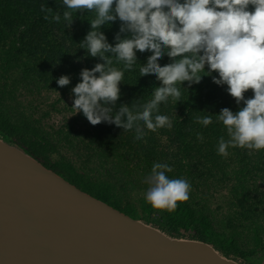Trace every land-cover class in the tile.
I'll return each mask as SVG.
<instances>
[{
  "label": "clouds",
  "instance_id": "obj_1",
  "mask_svg": "<svg viewBox=\"0 0 264 264\" xmlns=\"http://www.w3.org/2000/svg\"><path fill=\"white\" fill-rule=\"evenodd\" d=\"M63 12L41 6L44 19L71 27L73 13H94L91 30L79 43L86 55L99 58L92 69L84 68L81 82L72 88L73 107L82 112L93 126L102 122L115 124L125 131L134 130L135 140L147 132L171 129L173 121L160 114V105L169 99L181 101L180 86L199 84L206 72L227 91L238 105V111L223 108L216 115L226 129V140L219 138L217 154L229 155V148L264 150V0H60ZM120 21L115 45L101 31L105 25ZM137 52H150L139 69L141 77L155 75L160 86L141 105L122 104L120 85L126 71L138 62ZM167 55L171 63L159 61ZM122 64V68L114 66ZM207 69V70H206ZM71 83L68 75L57 84ZM185 88V87H184ZM251 90L252 98L245 94ZM135 109V111H134ZM197 123L213 124L211 115L197 117ZM142 122V123H141ZM197 139L203 142V136ZM173 169L156 162L146 177V201L157 210L174 212L179 203L190 199L191 184L184 178H170Z\"/></svg>",
  "mask_w": 264,
  "mask_h": 264
},
{
  "label": "rangeland",
  "instance_id": "obj_2",
  "mask_svg": "<svg viewBox=\"0 0 264 264\" xmlns=\"http://www.w3.org/2000/svg\"><path fill=\"white\" fill-rule=\"evenodd\" d=\"M25 55L29 61V57L34 54ZM33 70H37L36 67ZM79 82L81 79L76 78L69 85L58 86L57 89L40 85L36 93L27 95V98L22 100V105L29 109L30 127L24 134L10 133L13 128L12 124H8L9 115L0 107V137L13 144L25 146L46 164L60 169L82 188L95 195L121 206L155 226L172 229L173 236L175 234L185 238L203 236L217 246L222 254L228 256L227 252H230L231 255L228 257L239 259L244 264H264V193H259L255 200L258 205V208L254 207L252 210L255 214L247 215L246 212L237 213V208L220 195L200 197L196 187L189 181L193 177L190 173L196 171V161L201 158L206 163L211 160L223 161V156L214 153L219 139H215L214 135L217 132L211 125L207 127L202 125L200 128L204 135H212L213 139L210 142L207 140L209 146L201 150V158L198 157V146L192 135L194 126L181 117H178L179 123L170 130L161 128L156 132L147 133L158 136V146L153 149V155L147 157L151 149L135 144L133 141L136 134L131 131L124 132V129L107 122L93 126L82 112L76 114V110L72 108L74 104L72 88ZM123 83L125 79L121 85ZM121 91L116 110L122 104L130 106L131 99L127 88L123 86ZM3 129H7L8 133L3 132ZM170 133L176 136L178 141L179 137H182L183 145H178V141L172 139ZM125 134L126 138H121ZM170 140L175 144L169 142ZM228 151L227 157L232 153L230 148ZM263 151H253L249 156L250 160L256 162L254 171L257 174V181L262 185H264ZM164 153L176 154L182 159L181 163L188 165L184 167V170L188 171L184 175L191 184L190 199L179 203L174 212L154 209L145 199L149 186L146 177L150 174L153 164L164 158L160 155ZM127 170L132 172V177L127 175L125 172ZM224 185L226 183H223V180L218 184L222 191L225 189ZM212 221L229 228L221 229L215 234L209 226ZM223 245L226 251L221 248ZM237 247H240L239 252H233L232 250Z\"/></svg>",
  "mask_w": 264,
  "mask_h": 264
},
{
  "label": "trees",
  "instance_id": "obj_3",
  "mask_svg": "<svg viewBox=\"0 0 264 264\" xmlns=\"http://www.w3.org/2000/svg\"><path fill=\"white\" fill-rule=\"evenodd\" d=\"M42 5H48L53 11L61 13L64 10L60 0H0V107L9 115L8 124H12L13 128L10 133L14 135L24 134L30 127L28 124L30 122L29 109L22 105V100L27 98V95L31 96L36 93L40 85L45 88L49 86L57 89L59 86L57 80L62 75L70 76L71 82L76 78L81 79L80 73L84 68L92 69L96 63L103 62L98 57L87 56L86 50L80 49L79 45L91 30L89 21L94 18V13H73L74 21L69 27L63 18L59 23L51 18L44 19L45 13L41 12ZM119 30V20L101 28V31L107 36L108 42L113 46L116 43L115 36ZM27 53L34 54L29 57V61L25 55ZM151 54L150 52H137L138 62L132 70L125 72V83L121 86L126 87L127 93L130 94V106L133 103L141 105L147 102L152 97V89L160 86V81L156 79L155 75L141 77L139 71L141 64H145ZM171 62L167 55L159 61L161 65ZM114 66L123 67L122 64L115 63ZM34 67L37 70L34 71ZM201 75L206 76L199 84H192L189 87L185 82L183 86H180L181 101L177 103L170 98L167 104L160 105V114L168 115L173 121V126L179 123L178 117L194 126L192 135L198 146L199 158L202 157L201 150L208 147V141L213 139L212 135H204L200 129L202 125L197 123L196 118L211 115L214 121L211 127L217 132L214 135L215 139L223 136L227 140L226 129L221 122H218L216 115L223 108H229L236 112L243 106L242 104L238 105L235 99L228 94L227 85L221 86L213 82L212 77L217 76V73L208 76L204 72ZM245 96L252 98L253 92L249 90ZM2 131L8 133L7 129ZM145 131L149 133L146 129ZM131 132L136 134L134 130ZM198 134L203 136V142L197 139ZM117 136L119 135L117 134ZM146 136L141 140L134 139L135 141H133L132 138L131 140L138 146L150 147L151 150L147 153L148 157L153 155V149L158 146V136L151 134ZM170 136L178 141L176 136L171 133ZM121 138H126V134ZM181 138L179 137L178 145H183ZM162 140L163 138L160 139V141ZM169 142L175 144L173 140ZM230 149L232 153L229 157H223V161L211 160L206 163L202 158L196 161V171L190 173L193 176L190 180L184 175L188 173L184 170V167L188 165L181 163L182 159L176 154H160L164 158L159 162L167 163L172 167L173 171L168 173L170 178L189 180L196 187L200 197L220 195L237 208V213L246 212L247 215H254L253 208H258L255 200L259 193H264V185L257 181V174L254 171L256 162L249 159L248 150L239 147ZM214 153H217V149H214ZM235 155L237 158L234 159ZM125 172L132 177V172L128 170ZM221 180L226 183L224 191L220 189L221 186H218ZM209 226L215 234L226 228L213 221ZM164 230L170 234L174 233L172 229ZM175 236L180 237L181 235L175 234ZM193 238L208 241L203 236ZM215 247L218 249L217 246ZM221 248L225 250L224 245ZM239 249L240 247H237L232 251L238 253ZM227 255H231L230 252H227Z\"/></svg>",
  "mask_w": 264,
  "mask_h": 264
},
{
  "label": "water",
  "instance_id": "obj_4",
  "mask_svg": "<svg viewBox=\"0 0 264 264\" xmlns=\"http://www.w3.org/2000/svg\"><path fill=\"white\" fill-rule=\"evenodd\" d=\"M0 264H244L173 236L0 137Z\"/></svg>",
  "mask_w": 264,
  "mask_h": 264
},
{
  "label": "flooded vegetation",
  "instance_id": "obj_5",
  "mask_svg": "<svg viewBox=\"0 0 264 264\" xmlns=\"http://www.w3.org/2000/svg\"><path fill=\"white\" fill-rule=\"evenodd\" d=\"M6 140V139H5Z\"/></svg>",
  "mask_w": 264,
  "mask_h": 264
}]
</instances>
